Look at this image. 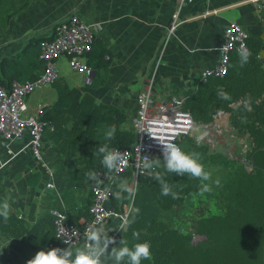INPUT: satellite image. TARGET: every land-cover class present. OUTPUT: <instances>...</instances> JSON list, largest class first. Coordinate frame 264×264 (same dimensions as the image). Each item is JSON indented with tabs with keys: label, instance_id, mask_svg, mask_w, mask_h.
<instances>
[{
	"label": "trees",
	"instance_id": "16d2710c",
	"mask_svg": "<svg viewBox=\"0 0 264 264\" xmlns=\"http://www.w3.org/2000/svg\"><path fill=\"white\" fill-rule=\"evenodd\" d=\"M29 2L0 0V25H6ZM262 18L264 29V11ZM51 38L53 35L34 37L28 47L25 45L16 54L3 56L0 84L9 88L14 80L35 79L43 62L40 43ZM248 42L252 55L247 63L241 65L239 52L234 51L224 76L204 79L199 75L194 80V88L181 92L186 97L184 109L190 111L196 121L208 122L216 111H230L232 125L240 134L248 133L254 142L251 155L256 168L247 172L239 162L229 160L221 153L209 152L206 146L195 144L189 136L180 140L181 148L198 153L204 165L221 160L235 165L220 182V194L229 202L226 213L199 217L193 221V233L183 232L168 223L163 214L183 206L186 198L200 192L202 183L208 184L209 180L202 182L187 173L177 175L163 168L148 169L140 176L133 198L127 192L116 195L121 191L118 185L122 181L129 184L131 171L116 174L112 196L115 209L121 212L125 205H132L128 220L133 222L126 224L121 240L129 246L138 241L151 242L152 256L142 264H264V42L255 36ZM110 56L109 49L96 39L87 53V62L93 70L98 69L109 64ZM55 88L56 100L44 105L40 116L48 124L43 135V158L55 168V182L58 180L62 186L85 183L91 179L88 173L95 172L97 183L99 172L115 173L102 164L103 153L99 148L102 145L109 149L128 148L135 142L133 130L124 126L126 113L116 104L97 103L93 95L77 86L59 81ZM222 92L228 97L221 96ZM240 100L242 103L232 106ZM109 132H112L111 136ZM157 157L162 158V155L153 158ZM155 171L164 173V179L177 194L175 197L171 193L162 194ZM35 176L40 173L30 175L28 182L33 183ZM5 195L0 192V203ZM92 200L91 189L79 207V216L70 217L78 219L83 215L89 218ZM0 232L9 239H24L34 251L65 246L56 237L54 217L50 213L29 223L23 215L9 212L6 219L0 216ZM195 236L200 237L197 242H194ZM0 259L10 261L5 257ZM105 264H113L112 259L106 260Z\"/></svg>",
	"mask_w": 264,
	"mask_h": 264
},
{
	"label": "crops",
	"instance_id": "0c3cea01",
	"mask_svg": "<svg viewBox=\"0 0 264 264\" xmlns=\"http://www.w3.org/2000/svg\"><path fill=\"white\" fill-rule=\"evenodd\" d=\"M263 3L251 0L187 3L182 0H30L6 25H0V56L16 54L25 45L28 47L34 37L53 35L56 23L78 13L97 28L96 39L109 49L110 62L86 76L74 72L68 58L60 56L56 61L60 82L90 93L97 103L118 105L127 115L124 126L132 129V117L139 107L138 94L151 90L154 97L182 95L181 92L195 87L194 80L204 69L217 64L219 46L229 22L242 24L252 36L264 42ZM175 15L178 24L170 35ZM46 94L48 100L44 98ZM56 98L55 85L41 90L37 106H30L31 112L40 103L48 105ZM19 144L14 146L19 148ZM0 154L5 160L4 153ZM38 172L40 176L29 183L28 177ZM46 182L43 168L30 151L5 165L0 163V192L6 193L3 202L8 203L9 212L23 215L29 223L62 205L72 218L79 216V207L96 179L63 186L57 180L56 189L48 188ZM101 224L108 235L114 236L115 218ZM116 238L118 246L121 235ZM84 246L83 242L73 245L74 248ZM36 252L24 239H9L0 232V258H8L13 264H27Z\"/></svg>",
	"mask_w": 264,
	"mask_h": 264
},
{
	"label": "built area",
	"instance_id": "2783aa9c",
	"mask_svg": "<svg viewBox=\"0 0 264 264\" xmlns=\"http://www.w3.org/2000/svg\"><path fill=\"white\" fill-rule=\"evenodd\" d=\"M193 0H182L183 3ZM260 2L264 0H251ZM264 9V3L263 8ZM264 11V10H263ZM263 20V18H262ZM178 24L177 15L169 28L170 35L174 33ZM97 28L78 13L58 22L54 27L53 38L40 43V57L42 66L38 76L33 80H14L10 87L0 84V143L4 158L2 165L14 160L19 155L30 151L32 157L39 164L46 175V186L56 189L55 168L44 160L43 135L47 122L40 119L42 104L31 112L29 104L31 95L47 87L55 85L61 79L56 61L60 56H66L71 69L79 74L90 76L92 67L87 62V53L91 51L96 40ZM251 33L238 22H229L219 46V59L212 68L201 72L202 78L224 76L229 68L231 55L240 52L241 47L249 49ZM108 57V56H107ZM184 95H170L168 97H154L151 90L144 91L137 96L138 109L132 117L131 128L135 134V142L128 148L113 147L110 150L119 151L124 158L115 173L99 172V179L92 186L93 200L89 208L90 217L72 219L65 206L50 209L54 217L56 237L63 244L65 236L71 237L72 245L88 242V233L92 225L99 226L112 218L117 221L114 236L118 237L126 226L131 204L125 205L119 212L112 203L114 195L113 184L116 174L131 171L129 185L138 189L141 175L148 172L143 169L146 156L153 158L162 155V142L170 141L181 147L183 137H191L195 144L206 146L209 152L221 153L232 161L239 162L247 172L256 168L251 155L254 142L248 133L240 134L231 123V112L218 110L213 113L208 122H198L192 113L184 109ZM242 100L232 104L233 107ZM53 128L52 126H49ZM20 142L19 148L15 143ZM0 264H13L11 261L0 259Z\"/></svg>",
	"mask_w": 264,
	"mask_h": 264
},
{
	"label": "clouds",
	"instance_id": "9594fccd",
	"mask_svg": "<svg viewBox=\"0 0 264 264\" xmlns=\"http://www.w3.org/2000/svg\"><path fill=\"white\" fill-rule=\"evenodd\" d=\"M239 55L241 65H243L248 62L252 53L249 49L242 46ZM220 94L224 98L228 97L227 93L222 92ZM108 135L111 136L112 132H109ZM99 151L103 153L102 164L109 170H119L120 165L124 163L121 153L110 150L107 145H102ZM161 151L162 158L146 156L142 165L143 169L163 168L166 172H174L177 175L187 173L192 177L200 178L202 182L210 179L211 173L205 169V165L198 153L186 152L179 145L170 141L162 142ZM88 175L92 179H96L95 172H90ZM154 175L161 184L163 195H168L169 193L173 197L177 195L164 179V173L155 171ZM215 183L219 184V180H216ZM118 187L121 191L116 193L117 196L127 192L134 198L138 191L136 187L129 185L126 180L122 181ZM200 190L208 192L212 189L209 184L202 183ZM8 209L9 205L7 202L0 203V216L6 219L9 215ZM125 222L131 224L133 220L125 218ZM63 244L65 245L64 247L41 248L28 260L27 264H105L106 257H110L113 264H142V261L150 259L152 256L150 241H138L129 246L126 241L120 240L117 246V238L108 235L103 224L91 226L88 233V242L84 247L74 248L71 243V237L67 235L63 240Z\"/></svg>",
	"mask_w": 264,
	"mask_h": 264
},
{
	"label": "rangeland",
	"instance_id": "374dc122",
	"mask_svg": "<svg viewBox=\"0 0 264 264\" xmlns=\"http://www.w3.org/2000/svg\"><path fill=\"white\" fill-rule=\"evenodd\" d=\"M1 57L2 55L0 59ZM39 94L40 91L38 90L31 95L32 97L29 101L30 106H37ZM44 98L48 100V95L46 94ZM234 167L235 165L229 164L223 160L205 165V169L211 173L208 184L212 190L208 192L200 191L189 195L183 206L175 207L164 212V219L183 232L193 233L192 225L195 219L211 216L213 214H225L229 202L220 194V182L221 178L232 171ZM216 180H219V184L215 183ZM199 239L200 237L195 236L194 242H197Z\"/></svg>",
	"mask_w": 264,
	"mask_h": 264
}]
</instances>
